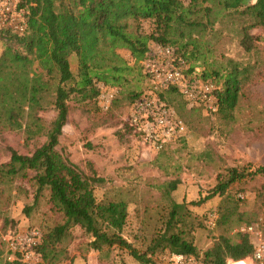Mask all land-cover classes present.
<instances>
[{
  "label": "rangeland",
  "instance_id": "1",
  "mask_svg": "<svg viewBox=\"0 0 264 264\" xmlns=\"http://www.w3.org/2000/svg\"><path fill=\"white\" fill-rule=\"evenodd\" d=\"M213 10L211 15L203 12L192 16L204 25L192 27L178 22L173 36L179 43H189L186 47L189 69L195 66L200 71H220L225 75L227 68H231L229 61L249 69L232 119L209 114L201 105L191 106L182 96L171 92L166 93L164 103L184 122L183 136L159 149L135 130L129 132L125 124L129 123L135 99L131 92L150 94L153 85L125 48L118 53L132 70L123 86L102 85V92L116 90L108 109L102 106L101 94L98 103L81 102L79 98L68 103L67 123L56 149L85 177L105 180L94 185L88 181L98 200L126 197L129 217L124 236L142 252L163 229L171 201L186 207L189 214L186 222L191 229H185L187 238L193 241L202 260L204 252L221 235L237 241L241 229L248 225L256 228L264 242L263 176L249 177L233 184L225 196L202 201L210 196L219 174L229 168L255 170L264 165V26L250 30L258 40L254 41V49L247 52L240 44L241 21L237 16L217 6ZM142 27L148 33L152 30L149 22H143ZM3 49L4 42L0 40V55ZM71 67L76 75L75 57H71ZM39 115L48 125L56 112L50 108ZM45 141L44 136L28 139L24 129L1 130L0 165L10 160L12 151L31 155ZM174 181L179 182L178 187L167 197L163 186ZM35 191L30 179H16L0 197V240L31 228H38L44 236L64 223L63 215L48 202L47 191L35 205ZM235 204L238 215L232 216L228 224L208 227L210 213L219 219L225 209L232 210ZM91 240L80 227L72 228L60 243L41 251L44 264H140L116 247L94 251L88 247ZM168 255L159 252L155 260L158 264H170ZM243 263L256 264V261L253 256L229 261V264Z\"/></svg>",
  "mask_w": 264,
  "mask_h": 264
},
{
  "label": "trees",
  "instance_id": "2",
  "mask_svg": "<svg viewBox=\"0 0 264 264\" xmlns=\"http://www.w3.org/2000/svg\"><path fill=\"white\" fill-rule=\"evenodd\" d=\"M212 5L237 16L241 21L240 44L247 52L252 51L258 38L250 30L264 26V0H22L20 8L28 9L26 32L18 34L10 28H0V40L4 42L0 55V131L24 129L30 140L46 138L31 155L12 151L10 160L0 165V197L16 179L34 182L35 205L48 192V202L63 215L64 223L42 235L40 251L60 243L72 228L80 227L92 238L90 249L116 247L140 264H158L155 256L159 252L200 255L187 238L186 207L173 201L161 232L152 238L144 252L137 249L124 236L129 217L126 197L98 200L88 181L94 185L105 180L85 177L56 148L67 123L71 99L98 103L103 86L126 83L132 67L120 56L119 49H127L133 63L142 70L141 61L153 43L172 46L186 61L190 60L186 51L189 43H179L173 36L175 25L178 22L192 27L204 25L192 16L203 12L211 15ZM143 22L152 24L151 32L143 29ZM71 57L78 61L76 75ZM229 63L231 68H227L225 75L220 71L200 72L203 79L219 86V108L215 114L224 119L234 117L250 74L249 69L236 62ZM195 70L191 66L189 73ZM171 92L181 96L174 87L156 94L164 103L166 93ZM131 93L134 100L141 95ZM50 108L56 116L47 125L39 114ZM183 109L184 105L180 107ZM125 128L129 132L136 130L129 123ZM257 176L264 177V165L255 170L229 168L219 174L210 196L202 201L225 196L233 184ZM178 184V181L165 184V195L171 197ZM237 207L235 204L232 210L225 209L217 225L228 224L232 216L238 215ZM6 250L7 242L1 238L0 264H7ZM254 250L247 233H240L237 241L221 235L204 252L203 262H238L253 256Z\"/></svg>",
  "mask_w": 264,
  "mask_h": 264
},
{
  "label": "built area",
  "instance_id": "3",
  "mask_svg": "<svg viewBox=\"0 0 264 264\" xmlns=\"http://www.w3.org/2000/svg\"><path fill=\"white\" fill-rule=\"evenodd\" d=\"M21 1L0 0V28H10L18 34L26 32L28 9L20 8ZM141 64L146 78L153 87L150 94L141 95L134 100L128 122L145 141L162 149L185 133L184 122L175 116L168 104L159 99L156 92H164L174 87L191 106L201 105L209 114L218 111L219 86L212 80L203 79L198 69L189 73L186 59L181 57L174 47L151 44ZM115 94L114 89L101 93L100 100L104 101L102 104L104 109L110 107ZM217 220V215L210 213L207 224L211 228L215 227ZM241 231L256 237L252 238L255 245L253 260L256 264H264V242L256 228L248 225ZM5 240L7 264H44L42 252L39 250L42 243V233L39 229L15 232ZM167 261L170 264H205L196 256L182 253H170Z\"/></svg>",
  "mask_w": 264,
  "mask_h": 264
},
{
  "label": "bare ground",
  "instance_id": "4",
  "mask_svg": "<svg viewBox=\"0 0 264 264\" xmlns=\"http://www.w3.org/2000/svg\"><path fill=\"white\" fill-rule=\"evenodd\" d=\"M244 264V263H243Z\"/></svg>",
  "mask_w": 264,
  "mask_h": 264
}]
</instances>
